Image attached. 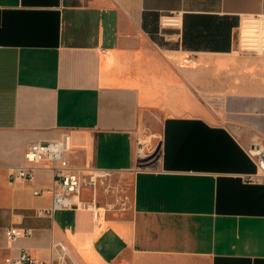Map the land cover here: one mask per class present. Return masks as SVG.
<instances>
[{
    "label": "crops",
    "instance_id": "crops-1",
    "mask_svg": "<svg viewBox=\"0 0 264 264\" xmlns=\"http://www.w3.org/2000/svg\"><path fill=\"white\" fill-rule=\"evenodd\" d=\"M179 13V28L162 14ZM264 0H0V264H264V54L237 51ZM176 66V67H175ZM194 88L195 91H193ZM158 119V131L149 123ZM71 135L77 168L131 178L130 211L51 210L49 163L9 174L29 144ZM157 135L158 161L137 165ZM38 190V194L34 191ZM31 228L11 242L7 230Z\"/></svg>",
    "mask_w": 264,
    "mask_h": 264
},
{
    "label": "built area",
    "instance_id": "built-area-1",
    "mask_svg": "<svg viewBox=\"0 0 264 264\" xmlns=\"http://www.w3.org/2000/svg\"><path fill=\"white\" fill-rule=\"evenodd\" d=\"M161 27L179 28L181 15L179 13L162 14L159 17ZM237 51L240 53L264 54V14L245 15L239 20L236 28ZM142 148L137 144V154ZM72 150L71 135L64 132L58 140L47 142H34L28 145L24 153L25 165L13 170L9 177L12 181H28L34 178L36 168L44 163H49L53 172L52 207L51 210L75 209L88 210L94 219L99 216V207L95 197L90 199L82 197L84 188L94 187L97 180L103 175L95 169H80L71 164L68 155ZM247 154L253 161L256 171L246 175L244 180L252 184H264V145H255L247 150ZM138 157V156H137ZM39 191L35 190L34 194ZM31 228H10L7 230L9 240L16 241L21 237H29ZM66 253H62L56 260V264H68L65 260ZM3 264H53L37 260L25 251L18 255L6 258Z\"/></svg>",
    "mask_w": 264,
    "mask_h": 264
},
{
    "label": "rangeland",
    "instance_id": "rangeland-1",
    "mask_svg": "<svg viewBox=\"0 0 264 264\" xmlns=\"http://www.w3.org/2000/svg\"><path fill=\"white\" fill-rule=\"evenodd\" d=\"M176 67V66H175ZM193 91L194 88L191 87ZM149 123L153 129L158 130V119L149 115ZM157 135H152L150 139L142 142L140 153L137 154L136 167L141 170H150L155 167L159 156V145L157 144ZM97 192L99 195V205L103 204L104 211L119 213L130 211V195H131V178L121 174L103 173L98 179Z\"/></svg>",
    "mask_w": 264,
    "mask_h": 264
},
{
    "label": "bare ground",
    "instance_id": "bare-ground-1",
    "mask_svg": "<svg viewBox=\"0 0 264 264\" xmlns=\"http://www.w3.org/2000/svg\"><path fill=\"white\" fill-rule=\"evenodd\" d=\"M140 152V151H139Z\"/></svg>",
    "mask_w": 264,
    "mask_h": 264
}]
</instances>
